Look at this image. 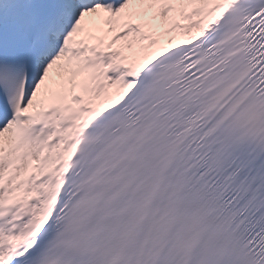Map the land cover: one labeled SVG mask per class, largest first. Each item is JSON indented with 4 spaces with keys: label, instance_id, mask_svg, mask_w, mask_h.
Here are the masks:
<instances>
[{
    "label": "snow or ice",
    "instance_id": "snow-or-ice-1",
    "mask_svg": "<svg viewBox=\"0 0 264 264\" xmlns=\"http://www.w3.org/2000/svg\"><path fill=\"white\" fill-rule=\"evenodd\" d=\"M0 264H264V0H0Z\"/></svg>",
    "mask_w": 264,
    "mask_h": 264
}]
</instances>
